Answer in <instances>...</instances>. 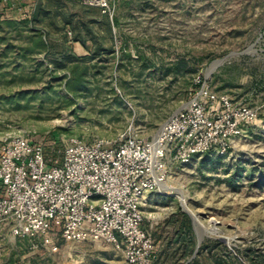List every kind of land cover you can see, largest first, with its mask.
<instances>
[{"label": "rangeland", "instance_id": "rangeland-1", "mask_svg": "<svg viewBox=\"0 0 264 264\" xmlns=\"http://www.w3.org/2000/svg\"><path fill=\"white\" fill-rule=\"evenodd\" d=\"M66 3L67 13L84 21L81 13ZM111 3L116 8L114 18L119 19L114 30L116 48L125 49L120 54L124 58L108 64L105 74L94 79L90 91L80 98L61 87V94L72 101L70 107L46 105L42 112L34 107L22 112L0 110V140L24 135L42 144L50 159L55 150L56 159L73 141L113 142L129 129L150 139L189 102L200 82H205L211 91L255 109L258 119L243 137L230 142L224 156L200 154L187 164L167 159L169 174L159 192L168 201L160 199L145 210L143 225L156 245L150 264H187L168 246L172 229L162 224L172 212L189 216L196 248L198 235L203 237L199 249L204 243H220L214 249L215 260L236 257L242 264H264V0ZM64 15L54 21L46 17L52 34L48 38L50 51L39 61L52 68L70 54L90 56L81 43L82 47L68 42L74 35L71 29H61ZM11 16V12L5 14ZM95 30L100 35L104 32L100 27ZM128 54L137 60L135 67L117 69ZM144 64L149 69L139 77ZM67 74L58 71L54 84ZM28 88L43 91L44 84ZM151 225L154 228L150 229ZM48 238L58 246L57 252L37 250L28 239L14 237L9 226L0 225V264H128L111 244L66 243L57 230Z\"/></svg>", "mask_w": 264, "mask_h": 264}, {"label": "built area", "instance_id": "built-area-1", "mask_svg": "<svg viewBox=\"0 0 264 264\" xmlns=\"http://www.w3.org/2000/svg\"><path fill=\"white\" fill-rule=\"evenodd\" d=\"M82 2L114 19L111 0ZM200 85L150 139L129 129L113 142L73 141L61 158L50 159L42 144L24 135L2 138L0 225L37 250L57 252L48 238L57 230L66 243H107L128 264H150L156 245L143 229L142 202L149 193L161 194L167 159L187 164L200 154L224 156L258 119L252 107Z\"/></svg>", "mask_w": 264, "mask_h": 264}, {"label": "trees", "instance_id": "trees-1", "mask_svg": "<svg viewBox=\"0 0 264 264\" xmlns=\"http://www.w3.org/2000/svg\"><path fill=\"white\" fill-rule=\"evenodd\" d=\"M32 1V4H28L29 0L11 2L0 0V110L3 112H22L33 107L42 112L47 106L49 108L56 106L60 109L70 107L72 101L61 94V87L64 86L67 93L75 99L80 98L85 92L90 91L89 85L93 84L94 79L105 74L109 69L108 64L114 59L124 58L120 57V54H123L125 49L116 50L114 30L119 24L118 18L112 20L102 14L99 8L87 6L77 0H42L44 4L41 7L40 0ZM66 1H69L74 11L81 13L84 21L67 13ZM28 6V11L24 12L26 16L18 14V9L24 11ZM8 12L12 13L10 18L5 17ZM60 14H65L61 29L63 31L71 29L74 35L68 42L81 43L89 51L90 56L79 58L70 54L63 61L56 62L52 68L39 61V57L47 55L50 51L48 38L52 34L50 25L45 24L46 17L54 21ZM95 27H100L104 31L103 34L97 33ZM89 41H92V46H89ZM142 57L140 59L144 60ZM125 61L119 63L116 68L133 69L137 63L131 54L125 56ZM148 69L147 64L142 65L139 77L145 76ZM58 71H68V74L65 79L54 84V75ZM194 72L190 70V73ZM40 83L44 84L43 91L36 92L28 88L30 85ZM51 156L53 158L57 156L55 150L51 152ZM172 225L168 246L179 254V257L185 258L187 264H242L236 257L226 261L218 260L220 263L215 260L214 249L220 243H204L196 253L197 243L193 224L187 214L179 212L174 217Z\"/></svg>", "mask_w": 264, "mask_h": 264}, {"label": "crops", "instance_id": "crops-1", "mask_svg": "<svg viewBox=\"0 0 264 264\" xmlns=\"http://www.w3.org/2000/svg\"><path fill=\"white\" fill-rule=\"evenodd\" d=\"M29 3L32 4L33 1H32V0H29L28 4H29ZM39 3H40V4H39L40 7L43 6V4H44V2H43L42 0H40ZM30 6H32V5H30ZM28 9H29V6H28L24 11H23V10H20V11L15 10V12L17 11L18 14H23L22 16L24 17V16L26 15V14H24V12H27ZM76 45H79L80 47H82L81 44H79V43H76ZM116 45L118 46V40H116ZM116 50H117V48H116ZM89 54H90V53H87V55H89ZM160 199L165 200V201H168L167 198H163V196H162L161 194H159L158 192L149 193V194H147V195L143 198V202H142V211H143V216H144V222H145V218H146V216H145V210H146V209H150V208L152 207V205L154 204V202L159 201ZM165 204H166V202H165ZM176 215H178V214H174V213L172 212L169 216H167V217L165 218L164 223H163L162 225L165 226V228H168V227L170 226L171 229H172V227H173V225H172V221H173V219H174V217H175ZM143 224H144V223H143ZM152 228H154L153 225L150 226V229H152ZM143 229L146 230V231H147L149 234H151V236L153 237L152 233H151L149 230H147V229L144 227V225H143Z\"/></svg>", "mask_w": 264, "mask_h": 264}, {"label": "water", "instance_id": "water-1", "mask_svg": "<svg viewBox=\"0 0 264 264\" xmlns=\"http://www.w3.org/2000/svg\"><path fill=\"white\" fill-rule=\"evenodd\" d=\"M219 63H221V62H219ZM188 214L193 218L194 223L196 225H199L197 220H196V218H195V216L193 214H191L189 211H188ZM202 242H203V237L198 235V247H197L196 253L198 252V249H199L200 245L202 244Z\"/></svg>", "mask_w": 264, "mask_h": 264}]
</instances>
